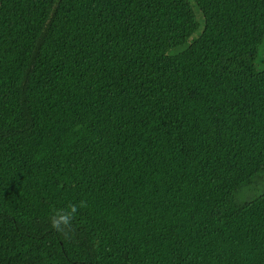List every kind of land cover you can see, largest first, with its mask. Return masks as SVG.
Segmentation results:
<instances>
[{"label": "trees", "instance_id": "trees-1", "mask_svg": "<svg viewBox=\"0 0 264 264\" xmlns=\"http://www.w3.org/2000/svg\"><path fill=\"white\" fill-rule=\"evenodd\" d=\"M0 264H264V0H0Z\"/></svg>", "mask_w": 264, "mask_h": 264}, {"label": "clouds", "instance_id": "clouds-1", "mask_svg": "<svg viewBox=\"0 0 264 264\" xmlns=\"http://www.w3.org/2000/svg\"><path fill=\"white\" fill-rule=\"evenodd\" d=\"M80 208L86 207V202L81 201ZM78 211V206L75 204H69L66 209H59L49 218L50 226L52 229L63 234L65 231L72 230V221L75 214Z\"/></svg>", "mask_w": 264, "mask_h": 264}, {"label": "rangeland", "instance_id": "rangeland-1", "mask_svg": "<svg viewBox=\"0 0 264 264\" xmlns=\"http://www.w3.org/2000/svg\"><path fill=\"white\" fill-rule=\"evenodd\" d=\"M263 60V59H262ZM261 62V61H260Z\"/></svg>", "mask_w": 264, "mask_h": 264}]
</instances>
